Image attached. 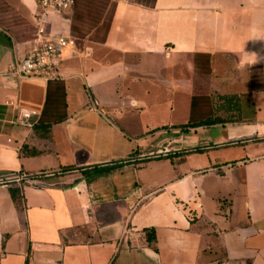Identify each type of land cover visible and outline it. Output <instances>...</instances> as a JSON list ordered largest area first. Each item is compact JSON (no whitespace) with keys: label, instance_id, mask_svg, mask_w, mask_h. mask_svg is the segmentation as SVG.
Listing matches in <instances>:
<instances>
[{"label":"crops","instance_id":"1","mask_svg":"<svg viewBox=\"0 0 264 264\" xmlns=\"http://www.w3.org/2000/svg\"><path fill=\"white\" fill-rule=\"evenodd\" d=\"M109 1L103 41L79 0L50 16L92 54L46 80L13 72L37 1L0 0V177H30L0 184V264H264V0Z\"/></svg>","mask_w":264,"mask_h":264},{"label":"built area","instance_id":"2","mask_svg":"<svg viewBox=\"0 0 264 264\" xmlns=\"http://www.w3.org/2000/svg\"><path fill=\"white\" fill-rule=\"evenodd\" d=\"M39 14L36 22L35 45L28 55L13 66V72L25 77H40L51 80L59 77L60 68L66 58L87 57L92 54L89 47L80 48L75 39L60 33L48 30L50 16L61 13L73 7L75 0H36ZM6 104L15 108L16 115L12 121L14 124L33 129L40 118V111L23 108L14 100L6 101ZM26 174H10L0 177V184L17 182L22 186L29 182Z\"/></svg>","mask_w":264,"mask_h":264},{"label":"trees","instance_id":"3","mask_svg":"<svg viewBox=\"0 0 264 264\" xmlns=\"http://www.w3.org/2000/svg\"><path fill=\"white\" fill-rule=\"evenodd\" d=\"M130 1H132L134 3L141 4L145 7H155L157 0H130ZM114 5H115V3L113 4V8H114ZM110 22H111V15L107 21H105V19L103 20L102 27L104 28V32L101 33V31H100L101 26H99L97 31H95V33L93 34V38L95 40L103 41L105 39V35H106V32L110 26ZM73 30H74V27H73ZM226 99L230 100L232 98L226 97ZM234 120L235 119H233L232 117H230V118L229 117H227V118H222V117L212 118L211 117V118H206V119L199 121V122H189L187 125L198 126V125H203V124H212V123H216V122H225V121H234ZM41 128L45 132H47V131H49L50 125L44 124V125H42ZM197 150H194V151H197ZM120 165H121V163L120 164L113 163V164H107V165H99V166H96L95 168H93L92 170L85 171V176L87 178H90V177L102 174L104 172H107L109 170H112L114 168H117ZM11 187H12L11 191H12L13 199L17 202V204H20V201L22 199V194H21L22 186L17 185V186H11Z\"/></svg>","mask_w":264,"mask_h":264},{"label":"rangeland","instance_id":"4","mask_svg":"<svg viewBox=\"0 0 264 264\" xmlns=\"http://www.w3.org/2000/svg\"><path fill=\"white\" fill-rule=\"evenodd\" d=\"M113 2L109 0H79L78 9L82 12V20L85 24H82L84 29H92L93 25L98 24L100 20L107 21L111 15ZM107 8V11L104 9ZM101 26V33L104 32V28ZM93 37V35H91ZM241 212H239L240 214ZM245 216V215H243ZM242 217V215H241Z\"/></svg>","mask_w":264,"mask_h":264}]
</instances>
